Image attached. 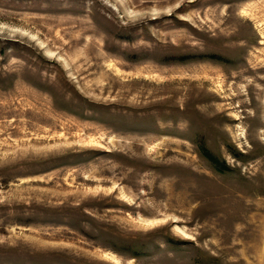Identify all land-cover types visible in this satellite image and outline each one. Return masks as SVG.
<instances>
[{"label": "rangeland", "instance_id": "1", "mask_svg": "<svg viewBox=\"0 0 264 264\" xmlns=\"http://www.w3.org/2000/svg\"><path fill=\"white\" fill-rule=\"evenodd\" d=\"M0 264H264V0H0Z\"/></svg>", "mask_w": 264, "mask_h": 264}, {"label": "trees", "instance_id": "2", "mask_svg": "<svg viewBox=\"0 0 264 264\" xmlns=\"http://www.w3.org/2000/svg\"><path fill=\"white\" fill-rule=\"evenodd\" d=\"M203 154L209 159V161L211 163H213L214 165L216 164V166L219 164L220 162L215 158V156L210 152L209 149H207L206 147H203L202 150ZM219 170H223L225 169V164H221L220 166L217 167Z\"/></svg>", "mask_w": 264, "mask_h": 264}]
</instances>
